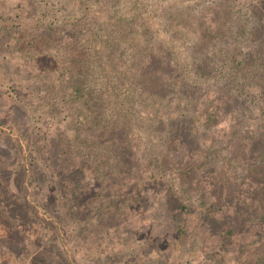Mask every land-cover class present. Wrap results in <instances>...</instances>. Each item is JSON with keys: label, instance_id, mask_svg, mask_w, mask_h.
Listing matches in <instances>:
<instances>
[{"label": "rangeland", "instance_id": "rangeland-1", "mask_svg": "<svg viewBox=\"0 0 264 264\" xmlns=\"http://www.w3.org/2000/svg\"><path fill=\"white\" fill-rule=\"evenodd\" d=\"M0 264H264V0H0Z\"/></svg>", "mask_w": 264, "mask_h": 264}]
</instances>
